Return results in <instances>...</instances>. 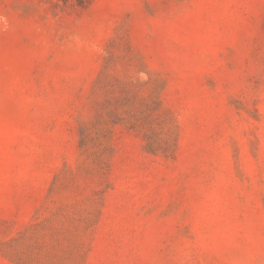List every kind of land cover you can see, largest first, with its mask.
Returning <instances> with one entry per match:
<instances>
[{"label":"rangeland","instance_id":"obj_1","mask_svg":"<svg viewBox=\"0 0 264 264\" xmlns=\"http://www.w3.org/2000/svg\"><path fill=\"white\" fill-rule=\"evenodd\" d=\"M0 264H264V0H0Z\"/></svg>","mask_w":264,"mask_h":264}]
</instances>
